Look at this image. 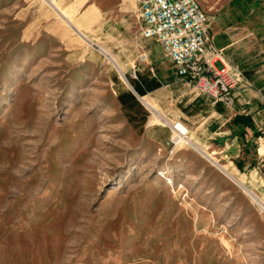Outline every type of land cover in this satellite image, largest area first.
I'll return each mask as SVG.
<instances>
[{"label":"rangeland","instance_id":"374dc122","mask_svg":"<svg viewBox=\"0 0 264 264\" xmlns=\"http://www.w3.org/2000/svg\"><path fill=\"white\" fill-rule=\"evenodd\" d=\"M125 1L0 0V264H264V196L191 137L190 88Z\"/></svg>","mask_w":264,"mask_h":264},{"label":"crops","instance_id":"0c3cea01","mask_svg":"<svg viewBox=\"0 0 264 264\" xmlns=\"http://www.w3.org/2000/svg\"><path fill=\"white\" fill-rule=\"evenodd\" d=\"M49 1L53 5L54 1L64 3L67 10L84 9V18L94 10L106 11L118 5L124 10L127 5L125 0ZM134 1L139 8V2ZM226 2H230V7L231 3L242 2L244 11L237 13L231 7L224 12ZM216 9L210 13L213 43L221 51L222 61L240 68L256 90H245L237 98L235 109L214 104L190 90L187 101L190 115L197 119L191 137L214 148L231 174L245 177L249 186L264 196V99L257 92L260 90L264 95V0H218Z\"/></svg>","mask_w":264,"mask_h":264},{"label":"built area","instance_id":"2783aa9c","mask_svg":"<svg viewBox=\"0 0 264 264\" xmlns=\"http://www.w3.org/2000/svg\"><path fill=\"white\" fill-rule=\"evenodd\" d=\"M137 1L142 36L160 44L164 55L175 67L176 77L195 95L235 109L237 98L245 90L255 89L240 68L222 61V53L210 34L211 18L198 0ZM257 92L264 99L263 93ZM174 129L189 136V130L182 131L179 123L174 124ZM171 143L173 151L178 144L174 135ZM257 202L264 208L263 201Z\"/></svg>","mask_w":264,"mask_h":264},{"label":"trees","instance_id":"16d2710c","mask_svg":"<svg viewBox=\"0 0 264 264\" xmlns=\"http://www.w3.org/2000/svg\"><path fill=\"white\" fill-rule=\"evenodd\" d=\"M132 84L135 88V92L140 95H146L147 93L159 88L162 86V80L157 77H149L144 74H139L136 79H133ZM136 93L132 91H123L118 95L119 101L122 103L123 108L128 111L130 120H132L130 113V105H137L139 109L144 110L140 105Z\"/></svg>","mask_w":264,"mask_h":264},{"label":"bare ground","instance_id":"6f19581e","mask_svg":"<svg viewBox=\"0 0 264 264\" xmlns=\"http://www.w3.org/2000/svg\"><path fill=\"white\" fill-rule=\"evenodd\" d=\"M141 99H142V101L145 102L147 105H149V106H151V107L154 108V106L151 105V103L149 102L147 96H142ZM156 116L158 117L159 115L156 114ZM179 128H180L182 131H184V132H186L187 130H189L187 127L183 126L181 123H179ZM175 137L177 138V140H176L177 142H181V141H183V139H184L186 136H183L181 133L177 132V135H176ZM209 155H212V153L209 154ZM213 159H215V158H213Z\"/></svg>","mask_w":264,"mask_h":264}]
</instances>
